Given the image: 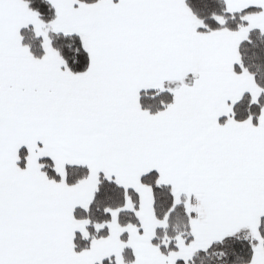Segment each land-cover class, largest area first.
<instances>
[{
	"label": "snow or ice",
	"instance_id": "1",
	"mask_svg": "<svg viewBox=\"0 0 264 264\" xmlns=\"http://www.w3.org/2000/svg\"><path fill=\"white\" fill-rule=\"evenodd\" d=\"M46 3L0 0V264H264V0Z\"/></svg>",
	"mask_w": 264,
	"mask_h": 264
},
{
	"label": "trees",
	"instance_id": "2",
	"mask_svg": "<svg viewBox=\"0 0 264 264\" xmlns=\"http://www.w3.org/2000/svg\"><path fill=\"white\" fill-rule=\"evenodd\" d=\"M33 6L39 7L46 18L54 14V10L46 3V0H33ZM194 7L202 16H208L211 11H220L223 8V0H194ZM26 36L28 39H32L31 33L28 31H26ZM252 40V44H246L242 51L250 70L256 74L258 80L264 81V33L255 32ZM252 111L258 112L259 106H253ZM239 114L241 116L247 115V100L240 105ZM106 202L104 200L99 202L101 210ZM177 229H183V221L179 217L172 221L170 231ZM243 237L244 234L242 233L239 240L233 238L225 245L224 250L230 253L229 264H243V258H247L249 246ZM80 243L83 244L85 242L81 241ZM233 250L241 257H236L233 254ZM195 264H225V260L219 257L217 250H210L208 253L196 257Z\"/></svg>",
	"mask_w": 264,
	"mask_h": 264
}]
</instances>
